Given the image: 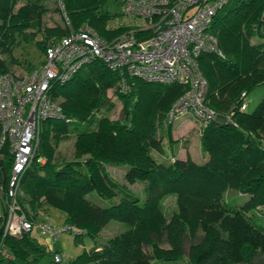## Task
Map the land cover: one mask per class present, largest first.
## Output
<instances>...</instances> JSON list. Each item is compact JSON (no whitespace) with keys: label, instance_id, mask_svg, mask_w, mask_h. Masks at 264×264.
<instances>
[{"label":"trees","instance_id":"16d2710c","mask_svg":"<svg viewBox=\"0 0 264 264\" xmlns=\"http://www.w3.org/2000/svg\"><path fill=\"white\" fill-rule=\"evenodd\" d=\"M20 2L0 0V54L5 56H0V72L23 64L12 55L15 35L24 40L42 35L35 42L44 52L49 38L58 39L83 24L104 39L128 30L121 25L107 27L112 15L103 8L106 0H62L70 28L44 27L48 8L42 0ZM56 9L60 11L58 5ZM211 31L222 56L202 53L197 58L207 83L204 103L216 113L232 115L231 121H214L201 128L200 147L207 154L203 163L189 155L163 163L150 154L152 148L162 151L164 136L172 141V126L162 129L161 119L187 85L122 76L96 59L53 86L52 96L63 98L64 118L42 121L36 155L46 161L33 160L22 174L21 206L35 220L40 209L59 210L64 223L74 227L75 240L82 235L96 237L112 219L127 225L68 264H173L182 258L183 238L194 241L199 232V241L189 245L187 264H254L256 258L264 264V220L252 213L264 207V95L252 111L240 110L241 93L247 95L264 83V0H228L214 16ZM108 88H114L124 120L100 114L112 107ZM70 132L75 135L74 158L59 164L54 148ZM104 164L127 165L124 177L130 184L145 181L144 201L114 182ZM11 165L8 144L0 146V243L10 255L0 251V264H39L47 250L31 237V230L18 238L3 236L7 215L3 201L8 199ZM229 188L248 198L240 205L225 203L222 195ZM89 190L105 199L116 195L121 199L101 207L86 197ZM170 194L175 195L176 210L167 219L161 199ZM55 252H50L47 264H60L53 260Z\"/></svg>","mask_w":264,"mask_h":264},{"label":"built area","instance_id":"2783aa9c","mask_svg":"<svg viewBox=\"0 0 264 264\" xmlns=\"http://www.w3.org/2000/svg\"><path fill=\"white\" fill-rule=\"evenodd\" d=\"M63 24L70 28L62 0H56ZM228 0H120L121 14L128 19V30L104 39L88 24L45 43L44 61L26 72H0V146L8 144L12 165L7 182V216L3 236L19 237L35 225L57 240L62 230L50 223L36 224L21 208L24 193L21 176L37 156V146L46 119L64 118L60 102L52 88L74 76L80 68L96 59L120 75L145 81L187 85V90L171 105L167 123L186 113L203 125L220 121L204 103L207 83L198 66V56L211 53L222 56L218 39L211 31L217 11ZM123 78L121 90H123ZM245 92L240 97L245 98ZM246 104L240 105L245 110ZM222 121H231L230 119ZM173 160V159H172ZM67 225L64 231L74 233ZM61 262L60 252L53 254Z\"/></svg>","mask_w":264,"mask_h":264},{"label":"rangeland","instance_id":"374dc122","mask_svg":"<svg viewBox=\"0 0 264 264\" xmlns=\"http://www.w3.org/2000/svg\"><path fill=\"white\" fill-rule=\"evenodd\" d=\"M21 0L20 3H22ZM48 11L43 16V26L44 27H54V26H62L63 25V17L61 14V10L58 11L56 6L58 5L55 0H42ZM19 3V4H20ZM104 10H107L112 15L111 19L108 21L107 27L114 28L118 25L126 26L128 24V19L121 14V2L120 0H106L104 6ZM91 27V26H90ZM92 28V27H91ZM42 35H37L36 39H41ZM36 39L24 40L23 37L19 35H15V43L12 55L21 61L23 64L17 65L12 64L9 65V71L15 72H26L27 65H31L35 68H38L42 65L44 61V52L42 49L38 48L36 45ZM50 39H57L55 37H51ZM252 42H256V39L253 38ZM1 57H5L0 54ZM107 98L112 104L111 109L109 111H101L100 114L107 115L110 119H123V113L121 112V102L118 99V96L114 93V88H108L106 91ZM264 95V83L257 85L253 90H251L244 98V103L246 104V111H252L260 99ZM57 100L60 102L63 101V98L58 96ZM62 108V107H61ZM103 109V108H102ZM169 111V110H168ZM166 114L161 119L160 126L161 128H166L167 125L171 124V138L172 141H168L167 137L164 136L162 138V131L159 130L158 135L162 138L161 146L162 151H158L157 149L152 148L150 151L151 156L158 162L169 163L172 159L181 158L184 156L189 155L191 159H193L197 163H203L207 159L206 152L201 150L200 147V132L203 124L196 120L192 115L189 113L184 114L179 119L167 123ZM214 111V110H213ZM215 112V111H214ZM224 118H228L231 120L232 112H227L226 114H219ZM221 119L220 121H222ZM225 120V119H224ZM68 134V133H67ZM74 140L75 135L70 132L67 138H62L56 147L54 148V160L57 163H61L62 161H69L74 158ZM42 156V155H41ZM44 157V156H43ZM45 158V157H44ZM46 161V159H45ZM104 170L107 172L109 177L116 182L118 185H122L130 190L131 193L136 195L141 202L145 199L144 193V184L145 181L137 180L134 183H128L125 180V172L127 169V165H114V164H104ZM86 197L94 204L99 205L101 207H108L114 203H117L121 197L119 195L114 196L111 199H105L98 196L95 191L89 190L86 192ZM248 198V194L239 193L233 189H227L222 195V200L229 205H240ZM2 192L0 190V206L2 205ZM9 199L3 201L6 203ZM161 207L165 217L168 219L171 214L176 210V203H175V195L170 194L161 199ZM23 209V207L21 206ZM27 216L32 218L33 213L30 210H25ZM8 211V208H7ZM257 216H259L262 220H264V207H259L256 211H252ZM7 216V215H6ZM50 223L56 229L62 230L59 234L57 240H53L52 237L48 233H42L37 225H35L31 231V237L35 238L41 245H43L47 250V255L43 257L39 264H47L51 259L52 255L50 252L52 251H59L62 256V261L60 264H68V262L75 258L77 255L82 253L84 250H87L95 245H99L104 243L110 237L124 231L127 228V225L117 221V220H110L99 232V234L92 238L88 235H82L79 240H75L74 233L64 231L63 227L67 226L64 223V215L62 212L55 208H47V209H40L37 213L36 224H46ZM74 230V229H73ZM29 232V231H28ZM201 232L197 235L194 241H191L188 237L183 238L182 242V249L183 255L179 262L173 264H187V251L189 245L191 243L198 242L201 237ZM7 236V235H6ZM22 236V235H21ZM19 236V237H21ZM18 238V237H17ZM164 247H167L166 243H162ZM0 251L6 256L10 257L9 253L6 251L4 244L0 243ZM146 251V249H145ZM148 251V249H147ZM261 262L260 258H256L254 264H259ZM7 264V263H1Z\"/></svg>","mask_w":264,"mask_h":264},{"label":"water","instance_id":"95a60500","mask_svg":"<svg viewBox=\"0 0 264 264\" xmlns=\"http://www.w3.org/2000/svg\"><path fill=\"white\" fill-rule=\"evenodd\" d=\"M219 117H220L221 119H223V120L225 119V118H224L223 116H221V115H220Z\"/></svg>","mask_w":264,"mask_h":264},{"label":"crops","instance_id":"0c3cea01","mask_svg":"<svg viewBox=\"0 0 264 264\" xmlns=\"http://www.w3.org/2000/svg\"><path fill=\"white\" fill-rule=\"evenodd\" d=\"M186 157V156H185ZM180 159H184V156L183 157H181ZM59 252V251H58Z\"/></svg>","mask_w":264,"mask_h":264}]
</instances>
